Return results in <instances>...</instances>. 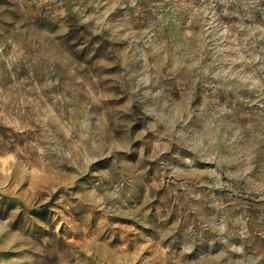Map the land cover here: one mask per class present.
<instances>
[{
  "label": "rangeland",
  "instance_id": "obj_1",
  "mask_svg": "<svg viewBox=\"0 0 264 264\" xmlns=\"http://www.w3.org/2000/svg\"><path fill=\"white\" fill-rule=\"evenodd\" d=\"M0 264H264V0H0Z\"/></svg>",
  "mask_w": 264,
  "mask_h": 264
}]
</instances>
